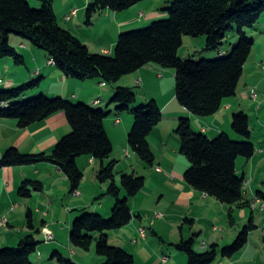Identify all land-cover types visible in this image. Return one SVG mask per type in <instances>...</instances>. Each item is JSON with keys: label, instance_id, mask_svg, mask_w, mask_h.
I'll return each mask as SVG.
<instances>
[{"label": "trees", "instance_id": "obj_1", "mask_svg": "<svg viewBox=\"0 0 264 264\" xmlns=\"http://www.w3.org/2000/svg\"><path fill=\"white\" fill-rule=\"evenodd\" d=\"M36 1L40 4L39 9H34L29 0H0V60L11 59L16 66H25V57L10 42L11 35H16L47 52L57 69L67 78L79 82L99 80L105 85L117 86L123 78L147 65L171 69L175 71L178 103L199 118L217 115L224 100L237 94L255 45V38L247 30L254 29L264 15V0H170V7L163 10L169 15L166 20H155L146 28L121 33L114 55H107L91 52L77 36L60 26L55 0ZM142 1L92 0L86 8L87 24L91 25L96 15L107 10L124 12ZM233 31L237 32L239 40L227 57L220 55L213 60L196 61L192 57L182 60L179 56L185 36H204L207 39L204 51H221L228 34ZM42 82L39 77L17 88L0 90V119L16 120L20 129H28L64 113L72 131L59 141L51 154H25L10 148L0 159V170L51 163L67 176L70 192L75 193L84 179L77 159L86 157L100 161L97 179L109 186L98 199L111 196L116 201L112 216L107 219L97 212L82 210L83 215L73 222L70 243L74 248L88 252L96 242L97 254L106 258L103 264H135L133 254L110 243L109 232L122 230L132 222L130 200L144 190L146 177L117 171L118 161L112 158L114 145L104 125L112 113L109 107L103 109L42 94L26 99L41 87ZM136 103L134 89L117 86L109 106L115 105L118 115H134L129 146L145 164L153 166L156 157L149 137L163 121V113L155 100L138 107L134 106ZM232 129L247 141H233L225 133L211 140L206 134L195 132L189 118L180 119L176 130L181 140V154L190 163L184 173L186 183L229 206L231 225L235 223L234 208L250 206L244 199L246 179L237 172V159L242 157L248 162L257 153L251 141L247 113L233 115ZM118 175H121L120 181ZM44 190L41 181L26 180L19 189V196L30 199L34 193ZM123 192L125 198H122ZM259 195L264 196V193L259 192ZM27 216L28 226L35 230L32 213L29 211ZM184 222L193 224L188 218ZM256 228L251 219L232 245L223 248L213 245L206 252L195 249L197 233L181 240L175 247L187 255V264H214L220 256L232 258L240 252ZM40 233L39 229L25 236L16 247L0 248V264H33L32 257L42 243L36 237ZM95 233H98L97 237ZM51 259L57 260L58 264H76L59 252H54Z\"/></svg>", "mask_w": 264, "mask_h": 264}, {"label": "crops", "instance_id": "obj_2", "mask_svg": "<svg viewBox=\"0 0 264 264\" xmlns=\"http://www.w3.org/2000/svg\"><path fill=\"white\" fill-rule=\"evenodd\" d=\"M91 2L92 0H55L54 5L59 24L77 36L88 46L91 52L114 55L121 33L141 28L148 23L166 17L163 11L165 8L163 9L162 5L169 3L170 0H143L138 5L124 12L107 10L96 15L93 18L92 24L88 25L86 8ZM74 9L78 10V15L71 21H67L65 16ZM263 17L254 29L255 45L245 65L244 75L239 84L237 94L224 100L223 107L217 115L199 118L182 107L175 97L172 74H159L158 78H163V80L166 78L169 87L165 94L163 91L159 92L161 84L156 86L157 81L155 75L152 74L155 73L154 71L161 72L162 70L156 65H147L133 74L129 81L125 83L122 81V84L120 82V85L119 83L117 84V86L132 89H134L135 83L139 86L142 85L148 97L151 95L163 113V121L149 137L156 157L153 166L145 164L140 158L137 159L136 155L134 153L132 155L131 151L128 150V147L124 149L126 157L129 158L130 162L132 161V170H127L125 173H135L138 170L134 167L138 165L143 169L141 176L146 177V185L138 196L130 200V207L134 216L132 222L122 230L113 233L112 238L115 240V245L121 247L126 245L128 247L130 252L135 256L136 264H177L175 260L174 263H171L170 259L168 262L163 263V258L167 257V254L160 255L164 248L156 246L157 239L162 242L167 241V236L162 232L163 226L169 228L172 226L170 239H177L175 241L178 242L197 233L199 235L195 242L197 252L209 251L213 245H218L219 248L226 247V245L238 237L239 232L236 235L226 233L227 236H225V233H223L224 235L217 233L222 231L218 228L219 215L226 214L228 216L230 207L189 186L184 179V173L190 165L189 161H182L180 155L175 158L170 156V154H181V151H179L181 140L173 136V131L179 125L180 119L189 118L192 129L195 132L194 126L196 125L200 128V132L207 136L210 134L219 136L222 133L231 136L233 134V115L238 112L248 113L247 109L255 106L250 102L251 91L261 89L264 80V75H259V72L256 71L258 66H260V69L262 67L261 63L258 64L257 62L258 59L260 61L264 58V45H261L263 56H254L256 47L264 41ZM61 20L63 23H61ZM11 40L10 37V42ZM12 45L16 48L20 47L18 51L25 57V66L23 67H26V71L28 70V72L26 73V71L18 69V66L11 59H7L5 61L7 75L2 76L7 89L20 87L33 79L41 77L43 79L42 85L39 89L32 92L33 95L42 94L49 98L61 97L73 103H84L100 108H105V105H107V108L112 109L109 106L111 101L108 102V99L113 96L115 87L117 86L111 89L109 92L111 95L108 96L109 85H105L99 80L79 82L67 78L55 65H49L50 59L47 52L33 46L31 43L23 41L19 43V46H16L17 44ZM224 51H221L216 56L224 55L226 53ZM248 72L250 75H247ZM151 88H153L152 91H155L156 94L150 92ZM2 89H4L3 86L0 90ZM159 93L160 97L158 96ZM30 94L26 99L31 98ZM260 108L261 106L255 108L258 110L259 115L262 113ZM112 115L111 113L106 118L104 125L114 145L112 158L120 163L121 159L116 155L118 143H115L109 132L111 123L114 121L111 117ZM127 118L121 117V119H117L115 122V124H119L120 126L124 125L126 129L125 133L133 125L130 117ZM71 131L72 128L64 113L56 114L44 123L34 125L28 129H20L16 120L0 119V159L10 148H17L25 154H51L59 141ZM174 141L178 148L173 147ZM126 144V140L121 141L123 148ZM256 158L255 155L253 159L247 162L240 161L242 159L239 157L236 162L238 174L241 176V172H243L245 179L252 178L254 175L253 164H255ZM179 162L184 163L183 166H178L177 163ZM241 162H245L243 163L242 170L239 168ZM95 163V160H89L86 157L77 159L78 166L85 174L80 189L75 193L70 192L71 183L67 176L56 165L51 163L1 169L0 248L15 247L25 235L34 234L39 229L43 235L42 229L46 226L54 235L53 250L51 252H59L65 256V249H67L70 254L69 258H72L76 264H91L92 262L88 261L91 253L86 254L82 253L83 251L80 249H74L70 243V234L73 221L77 218L78 214L85 207L91 205L94 198L96 199L107 192L108 183L100 185L101 183L97 179L100 168L97 170L96 168L93 169L94 175L92 176L91 190L87 191L85 189L87 175L91 176L88 166ZM157 169H162V172H159ZM26 180L41 181L45 185L44 192L34 193L30 199H22L19 196V189ZM250 187L251 199L245 201H250L249 204L251 205L258 197L264 203V196L259 195V192H263L260 190L261 188L255 186L253 183ZM155 200L157 201L155 202ZM15 206L16 208L13 209ZM105 206L103 204L98 208L105 209V213H109L113 208V202L108 201L107 208ZM173 207H176V209ZM249 207L243 209L234 208L235 223L233 225L237 226L238 224L240 230L241 226L251 219L257 227L255 230L260 228V223L261 225L264 224V221H261L256 214L258 209L254 211L251 206ZM98 208H95V211H98ZM29 211L32 213L35 230L28 226L27 214ZM237 212H240L239 216L241 220L239 219V222H237L236 218ZM42 213L44 220L42 228H39L37 226V218ZM154 213H160L162 217L157 218L154 216ZM164 213H167L166 216ZM187 218L193 220V224H189L190 227H187L188 230L185 228L184 222ZM180 222L183 224L181 225L182 235L176 238L172 230L175 231V226L179 225ZM210 225L213 229L209 233L208 227ZM144 229L146 230L145 238L141 237L140 234ZM150 231L153 237H151ZM187 231L190 236L185 235ZM41 239V242H43L44 237ZM133 241L135 242L133 243ZM178 242L174 243L178 244ZM262 247H264V234L258 231L257 233L251 232L247 245L240 252L232 258L220 256L214 264H264V250ZM251 248L255 249L251 252ZM40 257L44 258L43 256ZM99 261L102 262L103 259Z\"/></svg>", "mask_w": 264, "mask_h": 264}, {"label": "rangeland", "instance_id": "obj_3", "mask_svg": "<svg viewBox=\"0 0 264 264\" xmlns=\"http://www.w3.org/2000/svg\"><path fill=\"white\" fill-rule=\"evenodd\" d=\"M30 1V4L31 6L34 8V9H39L40 8V4L36 1V0H29ZM164 2V1H163ZM170 7V3H164L162 5L163 9L164 8H167V7ZM77 10V9H76ZM165 13V12H164ZM264 16V15H263ZM169 17V15L167 14L166 17L162 18V20H166L167 18ZM66 19V18H65ZM264 19V17H263ZM67 20V19H66ZM72 20V19H71ZM71 20H67V21H71ZM159 20V19H158ZM264 21V20H263ZM61 23H63V21L61 20ZM152 23V22H151ZM151 23H148L146 25H144L143 27L141 28H135V30L137 29H142V28H146L148 26H150ZM255 29V28H254ZM254 29H248V34L250 36H253L255 38V36L253 35L254 34ZM11 42L12 44H17L16 46H19V43L21 42H27V43H30L28 42L27 40H23L22 38L16 36V35H11ZM238 40H239V36L237 34V32L233 31V32H230L225 40V44L223 45L222 47V52L225 50L226 53L222 56V57H227L232 48L238 43ZM18 43H17V42ZM206 37H199V38H194V37H191V36H185L184 37V43H183V46L181 47L180 51H179V56L182 60H188L190 59L191 57L193 58V60H196V61H200V60H213L214 58H217L218 56L216 55H219L221 53L220 50L218 51H204V48L206 46ZM261 45H264V41L261 43V44H258V46L256 47L255 49V54L254 56H263L262 55V52H261ZM18 50H20V47H17ZM224 51V52H225ZM5 61H7V59L5 60H0V79L2 78V76L4 75H7V66L5 65ZM12 61V60H11ZM52 60L49 61V65H54V64H51ZM258 64L261 63L260 65L262 66L261 69L259 68L260 66H258V68L256 69V71L259 72V75H264V58L262 60L259 61L258 59ZM256 63V64H257ZM253 66V64H252ZM250 66V67H252ZM257 66V65H256ZM18 69H21L22 71H26V67H17ZM162 71H154L155 73L152 74V75H155V78H156V86L158 84H161L160 86V89H159V92L160 91H163L164 94L166 93V91H168L169 87H168V84H167V80L165 78V80H163V78L159 79V74L161 75V73H163V75H170L172 74L173 75V83H174V89H175V94H176V77L174 76L175 75V71L174 70H171V69H167V70H164V69H161ZM32 71H34V69H32ZM28 72V70L26 71V73ZM34 73V72H33ZM247 75H250V73L248 72ZM133 75H130L126 78H124L123 80L120 81V83L122 84V81H124V83L126 81H129L131 79ZM1 80H3V84H0V89L3 88L5 90H7V87H5V82H4V78H2ZM119 83V85H120ZM172 83V84H173ZM133 86V85H131ZM113 87L115 86H112V85H109L108 87V96L111 95V93L109 94V92L111 91V89H113ZM134 87V92L137 94V103L134 105L135 107H138V106H141L143 104H146L148 102H150L152 99L151 95L150 97H148L145 89H143V86H139L135 83V86ZM153 88L150 89V92L151 93H155V91H152ZM257 92H258V95H259V100L258 101H253L252 99L250 100V102L253 103V105H255L254 107H250V109H247L248 111V115L250 117V128L252 130V139L251 141L255 144V147H256V150H257V153H256V159H255V164L254 165V175L253 177H249L248 179H246V182H245V188H244V199L245 200H250L251 199V194H250V185H252V183L255 185V186H258L259 188H261L260 190H262L264 192V80H263V84H262V88L261 89H255ZM113 93V92H112ZM41 94L37 95V96H40ZM32 96H35L36 95H33L32 93L30 94V97L31 98H34ZM160 97V93L158 95ZM164 96V95H163ZM114 97V94L112 97H110L108 99V102H110L112 100V98ZM176 97V96H175ZM177 99V98H176ZM29 100H31L29 98ZM178 102V101H177ZM256 102V103H255ZM104 104V103H103ZM261 104V105H260ZM257 106H261V111L262 113L259 115L258 114V110L255 109ZM5 108H7V104L4 105ZM107 108V105H105V108L103 109H106ZM112 109H110V111H112V118H113V122L111 123V129L109 128V132L111 134V136L113 137V139L115 140V143L117 144V150H116V155L118 158L121 159V162L118 163L119 165H117V171L122 173V172H127V170H132L131 168V162L129 160V158L126 157L125 155V148L128 147V150L131 151L132 155H133V151L131 150L129 143H128V137H129V134L130 132L132 131L133 127H134V122H135V117L133 114L131 113H124L122 115H118L116 110H115V105L111 106ZM121 117H130L131 121H132V126L129 127L131 129H128L127 132L125 133V128H124V125H119V124H115L116 120L117 119H121ZM128 119V118H127ZM179 126V125H178ZM178 126L175 127V130L178 129ZM196 132H200V128H198L196 125L194 126ZM175 130L173 131V136L177 137L178 139H180V137L178 136V134L175 132ZM210 136V137H209ZM208 137L211 139V140H214L215 138H217L218 136H215V135H209ZM229 138L233 141H236V142H245L247 141L244 137L238 135L237 133H235L233 131V134L231 136H229ZM125 141L126 140V146L123 148V146L121 145V141ZM116 146V145H115ZM173 147H177V145L175 144V141L173 142ZM181 148V147H180ZM180 151V150H179ZM178 151V153H180ZM135 154V153H134ZM137 159H139V157L137 156V154H135ZM178 155H180V159H182V161H189L188 158L183 155V154H170V156L172 157H179ZM242 160L240 161H246L244 158L241 157ZM244 159V160H243ZM141 161V160H140ZM245 163V162H243ZM243 163L241 162L239 164V168H241L242 170V166H243ZM178 166H183L184 163H177ZM101 166L100 164V161H96L95 164H91L88 166L89 168V172H90V175H87V178H86V190H91L92 188V176L94 175V171L93 169L96 168L99 169ZM190 167V165H189ZM188 167V168H189ZM134 168H137L138 171H135V174L137 176H141V174H143V169L141 167H139L138 165H136V167ZM187 168V169H188ZM249 169V168H248ZM159 172H162V169H157ZM132 172V171H131ZM247 172V171H246ZM83 173L85 174V172L83 171ZM243 175V172H241V176ZM120 178H121V175H118V178L117 180L120 181ZM251 183V184H250ZM250 184V185H249ZM102 185V184H100ZM105 186V185H104ZM107 190H108V187H107ZM125 195L126 193L123 192V195H122V198H125ZM99 198V197H98ZM98 198H94V200L92 201V204L91 205H88V207H85L83 210H86L85 212L86 213H99L101 214L104 218H110L112 216V209L114 208V205L116 203V201L111 197V196H106V197H102L101 199H98ZM108 201H112L113 202V208L111 209V212L109 213H105V209H99L98 207L100 205H103L105 204V208H107V202ZM157 200H155L156 202ZM168 201V200H167ZM250 202V201H249ZM167 203V202H166ZM255 205V206H254ZM252 210H257L258 211L256 212V214L258 215V217L260 218L261 221H264V212H261V211H264V203L262 202V200L260 198H256L252 204L250 205ZM95 208H98V211H95ZM176 209V207H173ZM248 208V207H247ZM250 208V207H249ZM242 209V208H241ZM261 211H260V210ZM97 210V209H96ZM107 212V211H106ZM239 213L240 212H237V222H239V219L241 220L240 216H239ZM158 214V213H156ZM156 214L154 213V216H156ZM165 216L167 213H164ZM250 214V213H249ZM83 215L82 211L81 213L78 214L77 218H80L81 216ZM184 218V217H183ZM38 222H37V226L39 228H42V222L44 220L43 218V213L38 215ZM76 219V218H75ZM74 219V221H75ZM155 219V217H154ZM167 219V217H166ZM158 220V219H156ZM155 220V221H156ZM73 221V222H74ZM163 222V221H162ZM249 223V220L248 222L245 224V225H242L241 226V230H240V227H238V224L237 226H231L230 222H229V217L226 215V214H223V215H219V224H218V228H220L222 231H219L217 232L218 234H223L225 233V236H227V234H231V235H236L237 232H240L244 229L245 226H247ZM181 225H183L181 222L179 223V225H176L175 226V231L172 230V232H174V235H176V238H179L182 233H181ZM260 228L258 230H255L253 232L257 233L258 232H261L262 234H264V224L261 225L260 223ZM172 227V226H171ZM171 227H167V226H163L162 228V232L167 236V241L166 242H162L160 240L157 239L156 241V246L158 247H163V251L160 253L161 254H167V261H169V259L171 260V263H174V260L177 262V264H187V261H188V258H187V255L182 252V251H179L175 245L177 243H174V242H178V241H175L177 239H170V236H171ZM187 227H190L189 224H185V228L188 230ZM212 227L211 225L208 227V232L210 233V231H212ZM217 229V228H216ZM234 230V231H232ZM240 230V231H239ZM116 231H112V232H109L110 233V243L114 246H118V245H115V240L114 238H112V234L115 233ZM151 232V231H150ZM42 233L43 235L40 233V234H36V237L38 238V240L42 241V237H44V240L43 242L40 244L39 246V249L37 251L36 254L33 255L32 257V262L33 264H58L57 260H52V256L54 254V252H51L53 249H52V243L54 241V239L52 240L51 238H49V235L47 236V233H51L52 234V231L49 230V228H47L46 226L42 229ZM144 233L146 235V230L144 229ZM227 233V234H226ZM141 234V237H142V233L140 232ZM187 234V235H186ZM46 235V236H45ZM96 237L98 236V233H95ZM151 237H153L152 235V232L150 233ZM186 236H190L188 234V231L185 233ZM224 235V234H223ZM257 235V234H255ZM26 236V235H25ZM24 236V237H25ZM23 237V238H24ZM190 237H187L185 239H189ZM172 240V241H171ZM236 240V239H235ZM235 240L231 243H229L228 245L226 246H230L232 245ZM135 241H133L134 243ZM180 242V241H179ZM178 242V243H179ZM18 246V244L16 245ZM15 246V247H16ZM262 246V245H261ZM121 247V246H119ZM225 247V246H224ZM74 248V247H73ZM123 249H125L126 251H128L129 253L130 250L128 249V247L126 245H124L123 247H121ZM75 249V248H74ZM196 249V247H195ZM255 248H251V252L254 250ZM262 249L264 250V247H262ZM83 251L82 253H86V254H90V259L88 261H90L91 264H103L106 260L105 257H102V256H99L96 252V242L93 244L92 248L90 251H84V250H81ZM206 252V251H204ZM132 254V253H131ZM65 256L67 257H70V254H69V251L67 249H65V253H64ZM40 256H43L44 258L42 259V257ZM135 257V256H134ZM163 258V260L165 259ZM103 259V261H99ZM165 262V263H166ZM180 262V263H179ZM164 263V262H163ZM135 264H136V259H135ZM142 264V263H140ZM145 264V263H144Z\"/></svg>", "mask_w": 264, "mask_h": 264}, {"label": "built area", "instance_id": "obj_4", "mask_svg": "<svg viewBox=\"0 0 264 264\" xmlns=\"http://www.w3.org/2000/svg\"><path fill=\"white\" fill-rule=\"evenodd\" d=\"M77 15H78V10L74 9V10H72L69 14H67V15L65 16V18H66L67 20H71V19H73L74 17H76ZM50 63H51V64H54L53 61H51ZM0 84H3V80H1V79H0ZM250 96H251V99H252L253 101H258V100H259V95H258V92H257L256 90H252ZM159 170H160V169H159ZM156 217H157V218H160V217H162V214L159 213V214L156 215ZM141 233H142V237L145 238L144 230H142ZM49 238H51V239L53 238V239H54V235H53V233H52V234L49 233ZM53 239H52V240H53ZM166 261H167V258H165V259L163 260L164 263H165Z\"/></svg>", "mask_w": 264, "mask_h": 264}, {"label": "bare ground", "instance_id": "obj_5", "mask_svg": "<svg viewBox=\"0 0 264 264\" xmlns=\"http://www.w3.org/2000/svg\"><path fill=\"white\" fill-rule=\"evenodd\" d=\"M255 206V205H254ZM49 235V233H47V236ZM46 236V235H45Z\"/></svg>", "mask_w": 264, "mask_h": 264}]
</instances>
